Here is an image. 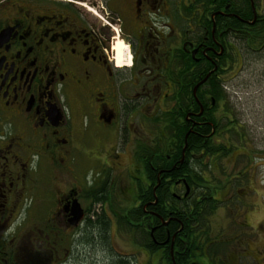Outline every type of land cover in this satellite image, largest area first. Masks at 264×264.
<instances>
[{
    "label": "flooded vegetation",
    "instance_id": "1",
    "mask_svg": "<svg viewBox=\"0 0 264 264\" xmlns=\"http://www.w3.org/2000/svg\"><path fill=\"white\" fill-rule=\"evenodd\" d=\"M263 15L264 0H0V264H71L74 245H82L91 222L107 218L118 230L120 216H135L142 203L139 187L148 224L159 225L153 220L155 202L169 212L160 218L166 241L184 232L188 204L192 209L207 200L226 204L208 216V238L198 232L192 264H245L249 257L264 264V253L257 257L264 252L259 243L264 221L258 228L246 222L253 206L247 200L251 168L257 165L246 163L233 174L215 154L209 170L218 180L211 195L181 171L191 137V156L204 154L199 143L225 140L218 119L207 116L225 118L224 108H212L198 75L219 68L226 48L243 51V33ZM227 74L216 77L225 80ZM205 125L211 132H200ZM246 139L227 157L237 152L251 162L260 159L240 152V145L249 149ZM121 169L134 185L135 199L116 211ZM46 194L56 205L52 215L64 217L66 230L74 233L68 239L54 223H40L36 233L32 229L36 241L26 245L22 220ZM75 201L82 208L78 223L72 222ZM174 201L181 216L170 210ZM222 207L229 209L220 217L226 225L214 223ZM172 224L179 227L170 233ZM126 230L134 235L133 227Z\"/></svg>",
    "mask_w": 264,
    "mask_h": 264
},
{
    "label": "trees",
    "instance_id": "2",
    "mask_svg": "<svg viewBox=\"0 0 264 264\" xmlns=\"http://www.w3.org/2000/svg\"><path fill=\"white\" fill-rule=\"evenodd\" d=\"M251 15V13H250ZM238 21H236V28H240L242 26H239L237 24ZM242 40L246 41L245 47L250 50V52H259L264 48V15L263 19L259 20L257 23L253 24L247 33H243ZM219 59L221 60L218 65L215 66L214 70L211 71L210 75L207 77V79L201 83L199 86L201 87V91L206 94H210L213 98L214 104H210L213 106L212 108L217 110L218 106L220 104H224L227 100V92L225 89V82L226 80H220L217 79L216 75L219 73L224 74L230 71H238L240 64L244 61V52L242 51L241 47L237 46H230L228 51L227 48L225 49L223 55H220ZM224 67L225 69H221ZM209 73V68H205L204 71L201 73V75H198V81L202 80L207 74ZM204 98V97H203ZM204 100V99H202ZM205 103V100L204 102ZM224 106V105H220ZM224 108V115L227 119V122L223 124V119L219 118L214 115L213 113H208V119L211 121H215L217 123L218 119V126L220 125V131L221 137H224L222 139V142L218 145L213 144L208 141L207 145L201 146L199 143L198 146V152L200 149L205 147L204 154H200L198 156H191L188 155L190 152V149L194 147V140L192 137L189 139V145L185 149L187 156H185V162H183L181 171L184 168V171L188 174V180L191 182H200L203 183L206 187V194L211 195L214 191V183L218 178L212 175L209 170L211 166V157L215 154L219 153L217 156L218 159L225 158L228 156V154L237 147L236 143L233 141V139L230 136V133L232 135H236L237 138H241L242 136H246V131L244 128L240 127V124L234 125L237 120H234L228 113H230V107L226 106ZM229 108V109H228ZM206 115V113H204ZM203 115V116H205ZM229 127H224L228 126ZM209 133L211 132V126L205 125L202 126L200 129V132L202 133ZM227 140V141H226ZM247 140V139H246ZM228 142H231L228 145ZM196 148V147H195ZM180 148L178 149L177 157L180 158ZM190 154V153H189ZM252 155V154H251ZM250 155V156H251ZM208 158L207 160L205 158ZM215 157V156H214ZM213 157V158H214ZM257 157V155L252 156ZM216 158V157H215ZM199 167V168H198ZM199 169V170H198ZM200 169L203 170V172L200 171ZM180 168H177L174 170L175 173H178ZM209 172L210 176L206 177L205 172ZM158 174V170H155L153 174ZM211 179V181H210ZM154 180L157 182L156 175L154 177ZM220 182V180H219ZM212 188V189H211ZM143 188L139 187V193H141L138 198L142 200V203L144 202V197L142 196ZM204 193V192H203ZM212 201V202H211ZM207 200L204 201L203 205L196 204L195 208L192 209L191 205H187L188 209V215L190 216L189 221H187L185 230L183 233L177 234L174 241H169L167 239L168 234L166 233V229L162 224H160V218H166L169 214L168 211H163L159 205V201L154 203L155 211H154V222L156 224H159L156 228H153L152 221L147 223L146 219L143 218L142 215V203L138 205V207H135V216L131 217V215H125L123 217H119V223L122 226L123 229H130L131 227L134 228V238L135 240L145 248L149 250L150 253H152L151 260L155 257L157 260V264H192L194 257L196 255V249L198 248V243L200 242V238L202 236H205L208 238L209 231H205L206 229L210 228L209 225V219L208 216L212 215L218 207L225 206L226 204H220L217 200ZM170 210H173L174 214L177 216H181L182 207L179 206L175 201L173 205L170 207ZM132 218V219H131ZM198 222L200 225H198ZM90 227V230L87 231L86 239L83 241L86 250L85 256L90 252V246L94 244V248H96L97 252L102 251L103 253H107L108 257L105 260V258L97 253L98 258L97 260H94L95 263L102 262L103 264H134L133 257L130 259V254L133 253H126L121 254L115 253L112 251L113 247L108 245V234L107 231L109 230V219L100 217L96 220L90 223L88 225ZM175 227H179V225L172 224L169 226L170 233H173L175 230ZM138 229V230H137ZM153 229V231H152ZM137 230V231H136ZM203 230V231H202ZM94 231L97 232V238L94 235ZM140 233V240L138 233ZM198 232L202 234L200 237L198 235ZM184 236L187 244L181 239V237ZM97 239V240H96ZM97 243H94L96 242ZM140 241V242H139ZM173 242V244H172ZM173 245V246H172ZM171 247L173 248V252L171 253ZM135 258V257H134ZM136 259V258H135ZM82 260V261H81ZM101 260V261H100ZM81 264L83 263L82 254L80 256ZM153 262V261H152ZM151 264H154V262ZM78 263V264H80Z\"/></svg>",
    "mask_w": 264,
    "mask_h": 264
},
{
    "label": "rangeland",
    "instance_id": "3",
    "mask_svg": "<svg viewBox=\"0 0 264 264\" xmlns=\"http://www.w3.org/2000/svg\"><path fill=\"white\" fill-rule=\"evenodd\" d=\"M243 52L245 59L243 63L240 64L238 71L234 72L232 70L230 73L228 72V74L225 75L226 82L224 84L227 92V100L224 104L220 105H224L223 108L226 109V106L230 107V113L228 114L234 120L238 121L234 125L240 124V127L244 128L246 131V138L249 142L247 148L249 149H244V147L240 145V152L248 151V153L260 156L261 158H256L255 162H251L249 157L241 154L237 155V152H233L229 157L221 158L218 162H223L224 165L230 168L231 172L233 171V174H236L237 171L246 163L257 165L256 167L251 168L253 169L251 172H254L255 175L251 180L252 183L250 184V191L247 195V200L248 203L253 206L249 213H247L248 221L246 222H251L254 227L258 228L259 222L264 221V183L260 182L264 176V48L259 52L254 53L250 52V50L245 47ZM220 105L218 109H220ZM217 115L222 116V112H219ZM222 119L223 124H225L228 118L225 117ZM224 127H229V125ZM230 136L237 145L241 144L239 142L242 140L241 138H237L236 135H232L231 133ZM124 159L128 160L129 156H124ZM118 175L121 176V184L120 188L115 190L117 197L116 204L113 205V208L116 211H121L135 199V195L134 185L131 182L127 171L121 169L118 171ZM53 201L54 200L51 199L50 194H46V196L43 195V201L32 205L27 210L25 219L22 220L21 225L25 230L22 231V234L20 235L22 240H26V245L31 244L33 240L36 241V227L40 225V223L42 226H44V224L52 222L54 223L55 227L61 230L60 232L69 234L68 239H70V237L72 238L71 235L74 233V231H72L73 229L66 230L69 227L67 226L64 217L55 214L52 215V210L56 206ZM227 211H229V209L223 207L219 209V216L214 218V223L216 224L218 222L219 224V222H224L223 224L226 225V220H220V217L223 216V213ZM119 227L123 229L121 225ZM109 228L110 232L107 238L109 246L116 248L121 254H136V256H134L136 259L134 257L132 258L135 262L134 264H151L152 261L154 264H157V260H151L149 252L145 251V249H143L140 244L139 246L137 243L131 241L130 237H133L131 231L126 229L120 230V228L117 230L115 223H109ZM32 229L35 233L32 231ZM263 230L264 228L262 231ZM94 232V235L97 238V232ZM137 235L140 240V233ZM94 243H97V241ZM259 243H264L263 232ZM59 245L61 256H63L66 253V250L63 248V246H67V241L63 240L59 243ZM82 247V264L95 263L94 260H97L98 258L97 253L101 255V258L103 256L105 260L108 257L106 252H97L96 248H94V244L90 246V252L86 257L85 253L88 251V249L86 250L85 245L82 243L79 248L74 245V254L72 261H70L71 264L80 263V251ZM69 248L71 247L69 246ZM263 253L264 252L259 253V255L257 254V257L261 258L260 256L263 255ZM58 259H60V257ZM248 259L249 260H247L245 264H257L255 259L252 257H249ZM97 264L103 263L97 262Z\"/></svg>",
    "mask_w": 264,
    "mask_h": 264
},
{
    "label": "water",
    "instance_id": "4",
    "mask_svg": "<svg viewBox=\"0 0 264 264\" xmlns=\"http://www.w3.org/2000/svg\"><path fill=\"white\" fill-rule=\"evenodd\" d=\"M210 73L211 72H209L202 80H200L198 82V86L207 79V77L210 75ZM81 212H82V208H80V205L78 204V202L75 201L74 202V218L72 219L73 223H78V221L82 218ZM152 231H153V229H152Z\"/></svg>",
    "mask_w": 264,
    "mask_h": 264
},
{
    "label": "bare ground",
    "instance_id": "5",
    "mask_svg": "<svg viewBox=\"0 0 264 264\" xmlns=\"http://www.w3.org/2000/svg\"><path fill=\"white\" fill-rule=\"evenodd\" d=\"M125 45H124V43L122 42V41H120V42H118V44H117V50H118V54L121 56L122 55V52H123V48H125L124 47Z\"/></svg>",
    "mask_w": 264,
    "mask_h": 264
}]
</instances>
